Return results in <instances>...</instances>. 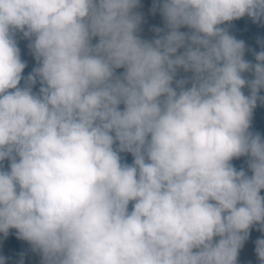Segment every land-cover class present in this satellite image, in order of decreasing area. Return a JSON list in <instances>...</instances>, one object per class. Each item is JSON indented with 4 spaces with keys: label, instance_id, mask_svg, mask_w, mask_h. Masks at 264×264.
<instances>
[{
    "label": "clouds",
    "instance_id": "9594fccd",
    "mask_svg": "<svg viewBox=\"0 0 264 264\" xmlns=\"http://www.w3.org/2000/svg\"><path fill=\"white\" fill-rule=\"evenodd\" d=\"M138 2L0 0V232L17 229L44 264H235L256 241L264 264V141L248 132L254 107L255 130L264 120V51L251 65L218 27L258 20L264 0H163L170 31L153 43L135 35ZM16 30L35 37L39 95L17 87L34 58ZM178 67L194 73L179 92ZM245 155L250 178L230 163Z\"/></svg>",
    "mask_w": 264,
    "mask_h": 264
},
{
    "label": "trees",
    "instance_id": "16d2710c",
    "mask_svg": "<svg viewBox=\"0 0 264 264\" xmlns=\"http://www.w3.org/2000/svg\"><path fill=\"white\" fill-rule=\"evenodd\" d=\"M157 6L145 13H139L140 22L138 24V28L135 32V35L141 39L142 41L153 43L155 40L160 39L168 34L170 29L167 26V21L162 13V4L163 0H156ZM218 27L225 29L227 33L234 37L238 41H243L244 46L245 44L251 39L253 35H257L258 33H262L264 36V16H261L258 20H254L252 17L245 15L239 19H234L232 21H226ZM181 33L188 34L191 29L187 26H182L178 29ZM14 39V36H13ZM99 41V37H93L91 40L92 45L97 44ZM179 48L177 50L176 55H181L182 50ZM256 59H253V65ZM25 68L21 73V80L20 83L17 85L18 88H26L31 87L32 93L34 95L40 94L41 82L40 78L36 77V82L34 84H29L28 77L29 75L33 74L34 69L41 66L40 61L37 58H34V63L29 64L26 62ZM115 69V75H116ZM254 70L248 71L247 73L242 74V77L246 81H252L250 77L253 75ZM194 73L192 71H185L182 67H178L176 69V73L172 82V87L179 92V88L177 87V82L184 80L187 81L183 87L184 89H189L192 87ZM245 90L243 94L245 96H249L248 90L250 87L246 83L244 86ZM243 87V88H244ZM242 88V89H243ZM241 89V90H242ZM9 92H14L15 89H9ZM119 110H124V105L120 104ZM259 124L256 127V130L253 131L252 135L259 134L262 141H264V120L258 121ZM114 135V133H113ZM114 149L118 148V142L113 145ZM121 163L132 165L134 162V157L130 152H119ZM19 157H17V161ZM249 160L250 157L240 156L238 158H233L230 162L231 165L237 170H243L249 178L253 175L250 167H249ZM147 162V161H146ZM0 167L3 168L5 171L10 170V161L5 159L4 161L0 162ZM260 195L264 197V189H261ZM135 202L131 201L128 205V211L131 212L133 209V204ZM214 203V202H213ZM260 224L254 223L248 230L247 238L244 241H248L249 237L252 236L257 229L259 228ZM34 250V246L27 240L20 238L18 236V230L15 228L8 229L7 234L0 232V257L4 258V264H34L32 251Z\"/></svg>",
    "mask_w": 264,
    "mask_h": 264
},
{
    "label": "rangeland",
    "instance_id": "374dc122",
    "mask_svg": "<svg viewBox=\"0 0 264 264\" xmlns=\"http://www.w3.org/2000/svg\"><path fill=\"white\" fill-rule=\"evenodd\" d=\"M152 5H153V0H139L138 5L133 9V13L144 12L145 10L150 9L152 7ZM191 32L192 31H189L188 34H191ZM14 36H15L16 46L18 47V49L20 51V55L22 56V59L26 58V59H29V61H31L35 55H34L33 50L29 47V45L34 42L35 37L26 38V37H24L23 33L19 30L15 31ZM188 43L189 42L186 41V46ZM186 46L181 47L182 54L186 51ZM23 47H25V50L22 49ZM193 47H195V46H193ZM262 51H264V36L260 32V33H258L257 36L253 37L250 41H248L245 44L243 59L246 62H249L251 65H253L252 60L256 59V55ZM256 63H258L257 60H255L254 65ZM124 71H125L124 68H118L116 70V76L122 75L124 73ZM247 72L248 71H246L244 73H247ZM244 73H242V74H244ZM250 79L251 80L255 79L254 72H253V75L250 77ZM244 90H245V87L241 91L243 92ZM262 92H263V88L259 89L257 95L262 93ZM250 95H251V91H250ZM256 120H257L256 107H254L251 111L250 124H249V129H248L249 133H252L255 130ZM219 239H220V237H218V236L214 237V243L218 242ZM247 247L249 249L248 245L242 244L239 247L238 252H241L242 248H247ZM193 251H197V250L194 249ZM32 257H33L34 264H44L43 256H42V253L40 250L34 249L32 251ZM237 264H261V263H259L258 261H254V262L253 261H247V262H239Z\"/></svg>",
    "mask_w": 264,
    "mask_h": 264
},
{
    "label": "crops",
    "instance_id": "0c3cea01",
    "mask_svg": "<svg viewBox=\"0 0 264 264\" xmlns=\"http://www.w3.org/2000/svg\"><path fill=\"white\" fill-rule=\"evenodd\" d=\"M256 242H254L252 249H248V247L242 248V251L237 253L236 262H235L236 264L239 262H247V261H253V262L258 261L259 263L262 264V261L260 260L256 252V248H257Z\"/></svg>",
    "mask_w": 264,
    "mask_h": 264
},
{
    "label": "flooded vegetation",
    "instance_id": "af4514ba",
    "mask_svg": "<svg viewBox=\"0 0 264 264\" xmlns=\"http://www.w3.org/2000/svg\"><path fill=\"white\" fill-rule=\"evenodd\" d=\"M258 96V99L256 101V103L264 106V94H261V95H257ZM264 110V109H263Z\"/></svg>",
    "mask_w": 264,
    "mask_h": 264
}]
</instances>
